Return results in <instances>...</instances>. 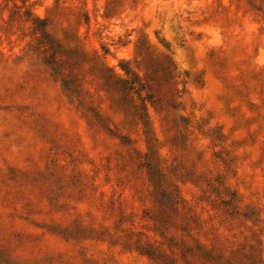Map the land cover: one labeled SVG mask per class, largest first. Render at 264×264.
Instances as JSON below:
<instances>
[{"label":"rangeland","instance_id":"rangeland-1","mask_svg":"<svg viewBox=\"0 0 264 264\" xmlns=\"http://www.w3.org/2000/svg\"><path fill=\"white\" fill-rule=\"evenodd\" d=\"M0 264H264V0H0Z\"/></svg>","mask_w":264,"mask_h":264},{"label":"trees","instance_id":"trees-1","mask_svg":"<svg viewBox=\"0 0 264 264\" xmlns=\"http://www.w3.org/2000/svg\"><path fill=\"white\" fill-rule=\"evenodd\" d=\"M104 72V77L102 78L105 81V86L112 88L113 90H118L119 92H122L121 97L118 100V105L123 108L125 105L128 106L129 112H131L132 109H138V107L135 105V102L132 98V96H130V88L127 85V82H119L117 80H115L108 72H106V70L103 71ZM112 86V87H111ZM117 103V101H116ZM170 202L172 203L174 201V197L170 196ZM177 202L173 205H176L177 207H179V202L178 200H176ZM165 217V216H164ZM159 215V225L166 223L165 222V218ZM164 221V222H163ZM187 226V225H186ZM185 226V227H186ZM166 229L168 230L167 226L165 225ZM163 229L164 232H166L167 230L165 228H161ZM177 245V244H176ZM178 246V245H177ZM180 247V246H178ZM142 248L145 251V253L147 255H158L160 258H162L163 261H171L172 263L176 262V260L172 257L171 254H167L165 253V251L161 248V246H155L154 244H150L147 243L146 245L142 246ZM181 250L187 251V249L185 248H181Z\"/></svg>","mask_w":264,"mask_h":264}]
</instances>
